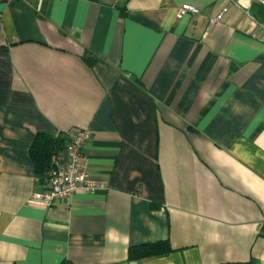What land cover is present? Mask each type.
I'll return each mask as SVG.
<instances>
[{"label":"crops","instance_id":"crops-1","mask_svg":"<svg viewBox=\"0 0 264 264\" xmlns=\"http://www.w3.org/2000/svg\"><path fill=\"white\" fill-rule=\"evenodd\" d=\"M232 1L0 0V264H264V5ZM81 128L96 192L31 202L37 132Z\"/></svg>","mask_w":264,"mask_h":264},{"label":"built area","instance_id":"built-area-1","mask_svg":"<svg viewBox=\"0 0 264 264\" xmlns=\"http://www.w3.org/2000/svg\"><path fill=\"white\" fill-rule=\"evenodd\" d=\"M254 2L264 5V0H235L232 5L243 9L248 15ZM230 5L225 6L210 21V26L215 22H220L229 12ZM187 13L198 15L200 10L190 4H184L179 8V17ZM254 19V18H253ZM68 143L65 152L53 156V166L47 175V189L37 193L31 202L49 206L55 200L60 198H70L78 192L95 193L97 185L88 172L87 165L83 158V148L87 145L92 137L88 129H76L68 133Z\"/></svg>","mask_w":264,"mask_h":264},{"label":"trees","instance_id":"trees-1","mask_svg":"<svg viewBox=\"0 0 264 264\" xmlns=\"http://www.w3.org/2000/svg\"><path fill=\"white\" fill-rule=\"evenodd\" d=\"M89 55L85 59L90 61ZM66 147L65 137L62 134L53 136L47 132H37L31 146V155L36 163L41 179H46L49 170L53 166L52 157ZM173 248L168 240L146 243L131 246L129 249V258L137 259L150 255H161L172 251ZM223 264H252L250 261L245 262H228Z\"/></svg>","mask_w":264,"mask_h":264}]
</instances>
